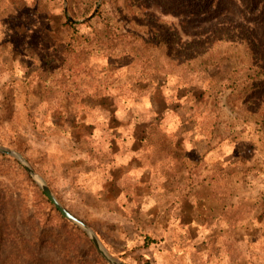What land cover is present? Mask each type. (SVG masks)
<instances>
[{
  "label": "rangeland",
  "instance_id": "374dc122",
  "mask_svg": "<svg viewBox=\"0 0 264 264\" xmlns=\"http://www.w3.org/2000/svg\"><path fill=\"white\" fill-rule=\"evenodd\" d=\"M76 1L0 0V145L20 152L61 203L127 264H190L197 257L192 252L202 246L203 230L225 226L223 219L230 221L224 250L203 257H212V264H264V230L248 229L250 217L264 219V0H228L219 11L206 12L198 10L205 0L97 1L94 11L103 4L118 37L87 45L90 57L66 71L71 75L64 76L69 80L60 86L57 106L70 103L73 91L74 108L93 119L97 97L116 93L130 100L142 95L145 102L151 96L156 111L166 106L163 94L189 85L204 98L202 122L210 120L215 128L205 135L186 125L192 129L189 170L171 181H155L140 210L114 200L103 171L73 180L71 168L85 161L75 138L62 126L41 131L27 116L28 102L42 93L31 83V59L43 63L50 58L57 74L63 73L53 59L54 48L75 32L62 10L71 15ZM174 9L181 14L173 15ZM102 25L99 19L87 28L78 24L77 34ZM219 68L226 69L229 86L214 106L208 92L220 88L212 78ZM83 96L87 105H78ZM167 112L173 126L185 113L180 106ZM117 142L125 150L124 142ZM0 167V200L13 203L20 229L35 239L62 234L57 217L46 222L42 211L49 208L41 198L38 203L41 195L27 174L8 163ZM236 214L244 220L237 234L232 228ZM79 248L87 260L82 264H103L95 245L81 242ZM42 255L64 258L49 245L42 247Z\"/></svg>",
  "mask_w": 264,
  "mask_h": 264
},
{
  "label": "trees",
  "instance_id": "16d2710c",
  "mask_svg": "<svg viewBox=\"0 0 264 264\" xmlns=\"http://www.w3.org/2000/svg\"><path fill=\"white\" fill-rule=\"evenodd\" d=\"M97 1L98 0L76 1L77 7L74 8L75 11L72 12L71 15L66 14V11L62 10V14L66 19L65 22L74 26L75 30L67 41L60 43L58 47L54 48L55 55L54 58H52L58 61L63 73L57 74V65L52 64L50 58L43 63L31 59L34 63V67H32L33 71L31 73V83L32 85L40 87L39 89L42 93L31 103L28 102L26 106L27 116L29 121L33 122V126L41 131L49 132V129L51 128L55 131H60L61 126L71 129L77 124V122H79V119L82 117L80 116V110L74 108L72 97H76L77 95L73 91H69V99H71L69 100L71 101L70 103L67 102L65 105L61 104L62 108L57 106V103H59V105L61 103V100H58L60 86H66L67 81L69 80L64 76H70L72 68L79 67L84 60H87L90 57V51L86 48L92 40L102 43L105 40H113L118 37L119 31H117V28L114 26L110 15L105 12L103 4H99L98 8L94 11ZM227 1L228 0H212L211 2V0H205L204 3H200L198 10L199 12H206L209 8H214V10L219 11L221 6ZM69 9H72V6H70ZM170 12L175 16L181 14L176 9ZM98 19L101 20L103 24L102 27L94 28L93 31L95 32H90L86 29L82 31L80 36H78V24L84 25V28H87L91 26L92 20ZM124 54L126 55V53ZM225 70L226 69L219 68L212 77L215 81L219 82L220 87L215 91L208 92L213 99L214 106H218L220 96L229 86L226 85L229 78L226 75ZM66 71L71 72L66 74ZM179 91L180 88H177L169 94H163L166 109H163V111H161L162 113L156 112L155 118L145 124V128H143L144 135L142 137V142L146 146H153L155 149V166H159L166 175L172 178L178 177L179 174L183 173L187 168V150L185 149L183 139L179 138L173 132H168L166 127L169 123L165 122L166 117H162L164 112H166L168 108L173 109L174 107L177 108L180 106L182 110L185 111L181 124L194 126L195 129L198 127L200 128L199 132L203 130L205 135H210L215 129L213 122L210 120H205V123L201 120L203 112L202 105L204 103L202 94L197 93L198 91L192 89L189 85L185 86V90H182V92L180 91L179 93ZM95 92H97L96 89L94 90V93ZM205 92H207V90ZM114 94L115 101L111 102V100L107 98L111 94H108L104 96V102L99 105L101 113L104 112V117L108 120L109 116H112L113 113V107L111 104L113 103L115 108L119 105L116 93ZM84 98L85 96L76 100L78 105H87V102H83ZM106 104H109V106H106ZM117 109H119V107ZM38 110H40L41 114L39 117L37 115ZM85 113L88 114V111ZM87 130L88 128L85 131L86 133L79 131V136H84L81 144L85 147L86 160L83 165L75 166L73 169L71 168V176L73 180H75L80 174H87L111 161L112 156L101 149H97L94 142L91 141L92 134H88ZM7 163L10 166L12 165L24 171L31 184L35 186L41 195L40 197L38 195V203H40L39 199L41 198L46 204V207L49 208L48 211H42V214L44 213L46 216V222H50V220H52L51 217L53 216L57 217L58 221H60L58 227L66 232H63L62 234L57 232V237H54V235H40L39 237L44 236L42 239H35L32 235H26L18 226L19 221L17 222L16 219L17 213L13 211V203L11 204V202H8L3 198L0 200V264H82L87 262V260H85L86 258L83 257L80 251L79 243L88 242L94 245L92 240L87 237V234L80 227L67 219L59 209L55 207L46 193L37 187L36 182L32 179L28 170L19 160L9 154L0 153V166H5ZM0 171L4 172L2 170ZM9 199H12V196H10ZM20 217L22 219L21 214ZM37 224L39 223L36 222V225ZM215 235H217L215 232L210 234L208 242L214 243V241H216ZM44 245L52 246L56 252L58 251L59 255L64 257L63 262L42 255V247ZM210 248L211 253L217 252L219 249L217 246ZM195 253L197 254V257H199L198 262L196 257L193 260L191 259L190 264H212L214 262L212 257L204 258L203 255H201L202 250H198ZM97 254L102 259L103 264H110L104 259L98 250ZM217 256L218 255H216V257ZM220 258H222V256ZM73 259L81 261H74ZM66 260H69V263H67ZM215 260L219 259L215 258ZM171 264L175 263L171 262Z\"/></svg>",
  "mask_w": 264,
  "mask_h": 264
},
{
  "label": "crops",
  "instance_id": "0c3cea01",
  "mask_svg": "<svg viewBox=\"0 0 264 264\" xmlns=\"http://www.w3.org/2000/svg\"><path fill=\"white\" fill-rule=\"evenodd\" d=\"M114 95L115 94L112 96L111 94L107 98L113 102L116 100ZM116 96L119 109H117L118 107L115 108L113 103L111 104L113 107V113L112 116H109V120L104 117V112L101 113V110L99 109V105L104 102V96H98L97 99H100L96 101L94 106L97 111H93L96 114L93 119L92 117H89L90 113L87 114L80 110V116L82 118L79 119V122H77L73 128H61L64 130V132L69 131L72 135L71 137L75 138V141L79 145L80 151L83 153L85 160V147L81 144L84 136L80 137L79 131L85 132L88 128V134H92L91 141L94 142L97 149H101L105 153H109V155L112 156L109 163L89 173L103 171L105 174V183L109 182V185L107 184L106 187L112 191V197L114 200L117 199L119 203H125L128 201V203H132L135 208L140 210V204L142 203V199H144L146 191L149 189V187L155 186V181H171L174 179L166 175L159 166H155V149L153 146H146L142 142V137L144 135L143 128H145V124L155 118L156 112L162 113L161 111L166 109V106L157 108L155 111V100L151 96L149 97V102H145L143 98H140L142 95L131 100L124 98L122 94ZM143 96L145 95L143 94ZM106 106H109V104H106ZM183 116L184 115L181 116L180 121H178L179 123L175 126H173L170 123V120H168L169 118L167 111L164 112L162 116L166 117L165 122L169 123V125L166 127L168 132H173L179 138L183 139L185 149L187 150V168L183 171V173L179 174L178 177L182 176L189 170V158H193V155L191 154L192 138L190 137V134H192V129L191 127H186L185 124H181ZM95 117L98 119L96 120ZM194 131H197V129ZM117 139H120L122 142H124V145H126L125 150L124 146L118 144ZM122 151H124L126 155H124ZM131 178H133V180L136 182L132 184L130 182L132 181ZM236 216L239 217L240 215L236 214ZM238 217L237 219L235 218L236 221H232V228H235V230L237 229L236 234L239 230H242L239 229L241 225H244V220L242 219L241 221L240 217ZM252 220V217H250V220L248 221V223L251 224L248 227L249 230H256L257 232L258 229L264 230V219L263 222L261 219H259L257 222H253ZM190 222H192V220H190ZM222 223H224L227 227V225L230 224V221L228 219H223L220 224ZM261 225L263 227H261ZM225 226H215L210 228V232H206L209 230V228H205L203 230V233H205H201L203 236H205L202 246L195 249L192 253L202 250L201 255H210V247L213 246L219 247L218 251L215 252L216 254H219L221 251H223L225 243L227 242V236H225L227 235ZM214 232L217 234L215 235L216 241H214V243L208 242L209 235ZM240 239V237L237 239L238 245L240 243ZM174 260L177 259L174 258Z\"/></svg>",
  "mask_w": 264,
  "mask_h": 264
},
{
  "label": "water",
  "instance_id": "95a60500",
  "mask_svg": "<svg viewBox=\"0 0 264 264\" xmlns=\"http://www.w3.org/2000/svg\"><path fill=\"white\" fill-rule=\"evenodd\" d=\"M0 153L9 154L14 156L16 159H18L24 167L28 170L29 174L32 176V178L38 183L40 188L46 193V195L50 198V200L53 202L55 207L59 209V211L71 222L75 223L76 225L80 226L87 234L89 235L90 239L93 241L94 245L98 249V251L101 253V255L110 263V264H127L117 258H115L104 246L102 241L100 240L99 236L93 230L87 223H85L83 220H81L79 217L75 216L73 213H71L57 198V196L54 194L52 189L50 188L49 184L46 182V180L32 167V165L27 161V159L17 150L5 147L3 145H0Z\"/></svg>",
  "mask_w": 264,
  "mask_h": 264
}]
</instances>
